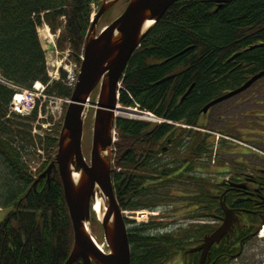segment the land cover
<instances>
[{
  "label": "trees",
  "instance_id": "16d2710c",
  "mask_svg": "<svg viewBox=\"0 0 264 264\" xmlns=\"http://www.w3.org/2000/svg\"><path fill=\"white\" fill-rule=\"evenodd\" d=\"M99 2L0 0V71L23 88H29L34 81L48 82L45 54L37 31L43 23L53 33L60 30L57 48L60 51L69 48L72 60L80 63L92 6ZM160 18L127 63L119 103L151 112L171 123L164 121L146 134L151 123L117 118L112 187L121 210L154 208L153 199L143 200L153 193L138 189L145 177L138 176V170L130 172L147 145L154 149V144L170 132L168 137L176 138L177 161L193 164L195 154L187 140L197 138L193 143L198 145L197 151L205 144L204 137L190 128L199 127L201 107L220 90L237 87L247 77L264 71V46L249 49L264 43V0H225L220 7L216 0H180ZM169 75H174L173 79L161 81ZM190 86V92L181 101ZM47 91L62 97H70L72 92L61 82H53ZM95 97L96 94L92 102ZM10 98L11 91L0 85V211L6 210L0 219V264H63L72 248L73 231L60 176L53 171L49 183L41 178L33 189L35 174L30 171L25 155L38 154L37 150L47 155V161L36 173L38 176L54 158L61 123L54 136H33L27 123L31 118L9 115ZM128 147L130 153L119 160ZM146 171L164 172L154 162ZM182 173L180 178H184L185 172ZM172 196L185 197L179 193ZM211 210L215 208L208 206V211ZM126 223L132 224L128 231L130 264H167L196 242L195 238L190 239L187 226L160 231L163 227L160 223L135 225L130 220ZM201 229L208 233L212 227L196 228ZM257 230L256 225L235 226L228 241L223 239L211 248L209 263L230 264Z\"/></svg>",
  "mask_w": 264,
  "mask_h": 264
},
{
  "label": "water",
  "instance_id": "95a60500",
  "mask_svg": "<svg viewBox=\"0 0 264 264\" xmlns=\"http://www.w3.org/2000/svg\"><path fill=\"white\" fill-rule=\"evenodd\" d=\"M118 1L103 0L91 20L83 45L77 82L57 138L56 154L33 183V189L41 178H46L49 183L53 171L60 176L73 231L72 248L63 264H75L79 260L81 264H130L127 225L112 187L111 155L116 118L122 117L120 113L132 115L139 112L119 105V83L130 57L150 28L161 19L169 6L180 0H126L122 13L97 31L100 19ZM224 1L216 0L218 7ZM148 21L152 24L147 27ZM261 46L264 43L249 49ZM263 75L264 71L257 73L230 94L247 89ZM173 77L169 75L161 81ZM191 88L186 90L181 101ZM94 94L96 97L92 102ZM220 100L222 98L211 101L203 108V112ZM90 108L93 109L92 136L87 161L82 150V140ZM97 201L99 213L94 211ZM92 219H96L101 226L106 251L98 245L91 233ZM233 220V216L226 213L222 223L205 235L199 246L190 250L201 251L199 264H203L209 248L228 235Z\"/></svg>",
  "mask_w": 264,
  "mask_h": 264
},
{
  "label": "flooded vegetation",
  "instance_id": "af4514ba",
  "mask_svg": "<svg viewBox=\"0 0 264 264\" xmlns=\"http://www.w3.org/2000/svg\"><path fill=\"white\" fill-rule=\"evenodd\" d=\"M253 76L247 77L237 87L220 90L201 107L199 127L190 128L198 131L201 138L204 137L205 144L197 151L198 145L193 144L197 138H188L189 149L195 154L192 167L190 162L177 161L179 157L174 154L176 138H169L171 133L167 132L154 144V149L147 145L141 159L138 157L130 170H138V176L145 177L141 179L138 188L144 192L185 195L181 208L186 214L183 219L188 223L184 227L187 226L190 239L195 238L196 242L189 245L184 256L179 254L167 261V264H199L201 251L190 250L199 246L202 238L222 223L226 213L233 216L234 220L229 234L223 237L225 241L232 237L235 226L256 225L259 231L264 225V75L247 89L230 94ZM219 98L222 100L203 112L207 104ZM157 127L158 124H150L146 134L155 131ZM175 131L172 130L173 133ZM130 151L129 147L126 148L119 160ZM116 153L114 149L112 165ZM151 162L158 168L163 167L164 172L147 173V166ZM182 172H185L184 178L179 177ZM192 177L196 180H191ZM197 193L198 196H193ZM209 196L211 202H208ZM173 204L170 202L166 205ZM208 206H213L215 210L208 211ZM125 220L131 219L125 216ZM172 224L175 223H160L163 226L160 231L170 229L174 226ZM198 225L210 226L212 229L208 233L203 229L197 231ZM200 233L203 234L196 237ZM213 246L209 248L203 264H210L208 259Z\"/></svg>",
  "mask_w": 264,
  "mask_h": 264
},
{
  "label": "rangeland",
  "instance_id": "374dc122",
  "mask_svg": "<svg viewBox=\"0 0 264 264\" xmlns=\"http://www.w3.org/2000/svg\"><path fill=\"white\" fill-rule=\"evenodd\" d=\"M125 5H126L125 0H119L111 9H109L105 13V15L100 19L97 25V31L101 30L107 24L112 22L116 17H118L124 10ZM95 10L97 9L95 8ZM37 31L42 49L44 50L45 53L48 72L54 73L56 67L58 65H61V61H63L64 58V52L66 51H60L55 49L56 40H57L56 33H53L46 23L40 25ZM63 66L64 63H62V67ZM53 73H49V74L53 75ZM87 116L88 117H86L85 120L86 126L84 128V135L82 140V150L86 160L88 161L90 146H91V136H92V116L90 118H89V114ZM123 116L126 118L127 117L136 118V119L142 118V116L140 115H131L127 113H125V115ZM51 117L53 124H51L50 127L54 126V129L52 130L51 133L53 134L54 131H56L58 124L61 123L62 114L55 113ZM213 126L216 125L214 124ZM25 155H27L26 162L28 163L31 171L35 174L36 177V173L38 169L42 165H44V163L47 161V155L41 152H38V154L35 155L29 152L28 154ZM150 199H153V203L155 204V207L150 211L148 210L125 211L126 216L130 217L131 219L130 221H134L136 223L135 225H140L143 223H150V222L166 223V224L175 223L172 224L174 225L172 227H176L178 225L186 224L187 220L183 219L185 218L186 214L184 212V209L181 208L183 206L182 204L183 201H181V199L183 198L179 199L172 195L167 197V195H163L161 193L158 194L153 193L152 195H145L143 197L144 201H148ZM170 202H174L175 204H173L172 206L166 205ZM5 212L6 210L0 211V219L4 216ZM128 227H132V224H128ZM90 229L97 243L99 245H102V241L104 240L99 222H95L92 219L90 223ZM242 248L243 249H241V254L239 255L238 258L234 259V261L232 262L233 264H264V237H259L256 235L251 239V241H248V243Z\"/></svg>",
  "mask_w": 264,
  "mask_h": 264
},
{
  "label": "built area",
  "instance_id": "2783aa9c",
  "mask_svg": "<svg viewBox=\"0 0 264 264\" xmlns=\"http://www.w3.org/2000/svg\"><path fill=\"white\" fill-rule=\"evenodd\" d=\"M68 54L63 58L61 64L67 60ZM58 67H56L53 75L49 74L51 78H59ZM76 69L77 66L71 62L64 65V70L66 71V76L64 80L67 82V87L72 88L76 82ZM0 82L8 87L13 86L6 80L2 79L0 76ZM16 85V84H15ZM46 85L40 82H35L32 85V89L26 90L19 86L15 87V91H13L11 101L9 104V111L16 115H28L38 102V109L42 107V112L38 110V117L42 118L43 116L46 118L47 116H52L55 113L61 114L63 107L69 103L68 98L56 99L53 95H48L45 93ZM43 110H45V114L43 115ZM49 125H44L43 127L47 128Z\"/></svg>",
  "mask_w": 264,
  "mask_h": 264
},
{
  "label": "bare ground",
  "instance_id": "6f19581e",
  "mask_svg": "<svg viewBox=\"0 0 264 264\" xmlns=\"http://www.w3.org/2000/svg\"><path fill=\"white\" fill-rule=\"evenodd\" d=\"M152 24V22L151 21H148L147 22V24H146V26L148 27V26H150ZM91 25V24H90ZM90 28V27H89ZM89 30V29H88ZM87 30V31H88ZM58 31V32H57ZM56 31V37L58 38V36H59V34H60V30H57ZM87 34V33H86ZM0 76H1V78L2 79H4V80H6L7 82H9L10 84H12L13 86H11V87H8L7 85H4V84H2L1 82H0V85L1 86H3V87H5V88H7L8 90H10L11 92H13V91H15V87H17V85H15L12 81H10L9 79H7L4 75H3V73L0 71ZM53 82H61L65 87H67V82L64 80V78H50V80H49V84H48V86H47V90L49 89V87L53 84ZM56 99H61V97L62 96H58V95H56V94H52ZM132 109H135V108H132ZM39 111H41L42 112V107H39V109H38ZM121 115H125V113H120ZM139 115V114H138ZM143 117H145V116H142V118ZM146 119H148V120H153V121H155L154 120V118H152V116L151 115H146ZM160 123H162V122H160V121H156L154 124H160ZM168 123V122H167ZM169 124V123H168ZM38 137H40V138H43V137H41V136H38ZM94 211L95 212H97V213H99V202L97 201V203L94 205ZM260 237H264V230L262 231V233L260 234Z\"/></svg>",
  "mask_w": 264,
  "mask_h": 264
}]
</instances>
